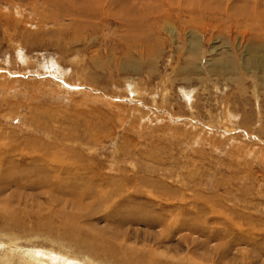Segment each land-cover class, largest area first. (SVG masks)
Instances as JSON below:
<instances>
[{
  "label": "rangeland",
  "instance_id": "rangeland-1",
  "mask_svg": "<svg viewBox=\"0 0 264 264\" xmlns=\"http://www.w3.org/2000/svg\"><path fill=\"white\" fill-rule=\"evenodd\" d=\"M0 264H264V0H0Z\"/></svg>",
  "mask_w": 264,
  "mask_h": 264
},
{
  "label": "bare ground",
  "instance_id": "bare-ground-1",
  "mask_svg": "<svg viewBox=\"0 0 264 264\" xmlns=\"http://www.w3.org/2000/svg\"><path fill=\"white\" fill-rule=\"evenodd\" d=\"M80 16V15H79ZM39 255V254H38Z\"/></svg>",
  "mask_w": 264,
  "mask_h": 264
}]
</instances>
